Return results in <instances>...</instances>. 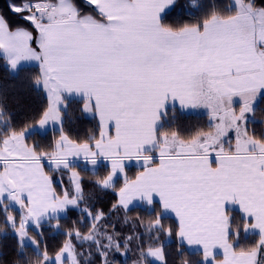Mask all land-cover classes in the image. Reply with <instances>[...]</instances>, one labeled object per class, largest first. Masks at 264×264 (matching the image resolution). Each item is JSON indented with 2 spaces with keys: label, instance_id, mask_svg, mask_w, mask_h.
I'll return each instance as SVG.
<instances>
[{
  "label": "snow or ice",
  "instance_id": "snow-or-ice-1",
  "mask_svg": "<svg viewBox=\"0 0 264 264\" xmlns=\"http://www.w3.org/2000/svg\"><path fill=\"white\" fill-rule=\"evenodd\" d=\"M178 4L10 0L7 8L19 15L16 22L0 9V50L11 71L38 62L31 79L47 90L49 100L34 123L17 127L0 96V235L5 228L15 233L23 264H91L93 245L100 264H118L110 254L126 257L132 244L139 254L133 264H147L148 258L172 264L161 239L173 236L163 222L167 213L178 218L175 264H193L185 246L199 247L202 259L194 264H264V0H231L223 10L207 0L202 16L169 23L168 12ZM190 6L204 5L191 0ZM72 95L84 98V113L98 114V136L78 141L65 130L63 113ZM177 106L209 109L214 123L188 135L178 127L166 129ZM50 125H59L50 149L29 143ZM104 160L109 172L93 183L105 190L115 189L125 162L141 164L143 171L134 181L125 179L108 212L84 207L87 231L78 226L81 217L65 230V242L50 251L35 238L43 237V225L59 230L62 214L80 209L87 199L78 161L95 169ZM65 172L71 189L63 187ZM137 201L152 208L147 223L128 215ZM229 205H239L242 221L232 217ZM16 208L19 217L13 215ZM120 212L125 224H133L123 241L108 223ZM137 223L147 243L134 230ZM250 233L258 234L256 242L240 244L241 234ZM26 241L35 259L27 255ZM81 244L87 247L80 250ZM216 249L223 251L222 260ZM3 256L0 251V260Z\"/></svg>",
  "mask_w": 264,
  "mask_h": 264
},
{
  "label": "trees",
  "instance_id": "trees-1",
  "mask_svg": "<svg viewBox=\"0 0 264 264\" xmlns=\"http://www.w3.org/2000/svg\"><path fill=\"white\" fill-rule=\"evenodd\" d=\"M198 2L203 3V7L194 8L191 7V0H179L178 7L174 11H169L167 15V20L169 23H178L181 21H187L189 19H196L202 16L208 11L207 0H198ZM10 0H0V9H3L5 14L10 17L13 22L19 20V15L15 13H10L8 11V4ZM223 10L224 6L229 3V0H216ZM39 68L35 66L20 68V71L13 72L8 66L6 60L0 54V96L3 97L4 107L8 113L11 114L12 122L17 127L23 126L28 122H35L39 117L40 113L48 107L49 100L45 89L36 87L32 81V77L37 75ZM84 99H78L74 97H68V108L63 113V126L67 132L70 133L73 139L78 141H84L89 139L90 136H98L100 131V125L96 118L87 116L83 111ZM171 110V108H170ZM174 117L165 121V128L178 127L179 130L185 135L190 134L197 128L207 129L211 124L209 123L207 116L197 115V114H183L177 109L174 110ZM260 114L257 116V120H260ZM257 128L260 127L259 123L256 125ZM59 136V131H47L44 134L36 133L33 134L29 143L38 144L45 149H50L54 138ZM50 167L45 163V171H49ZM143 168L129 167L126 169V175L123 178H118L115 182V189H102L93 183L98 177H105L109 169L106 166H99L95 171L90 170L82 164L78 163L77 171L80 172L81 177L84 181V190L87 195V199L82 203L80 209H75L70 211L61 217L60 224L61 228L59 230L53 229L48 223L43 225V237L36 236L37 240L43 239L47 242L48 248L52 249L59 248L65 242V230L70 228L74 221L79 222L80 218H84L83 224H78L82 232L87 231V217L82 211L84 207L96 211L97 209H103L105 212L116 204L118 201L117 192L123 186L125 179L132 180L135 176L141 172ZM66 173L62 174L64 188L71 189V184L66 178ZM57 192L61 191V185L59 182L56 184ZM157 210H158V206ZM232 217L240 222L242 217L235 210H230ZM20 214L19 210L13 211ZM152 213V209L136 207L132 208L128 215L131 217L132 221H136L137 217L143 218L145 223H147ZM124 213L120 212L117 214H112L108 223H114L116 225V231L121 233L120 239L123 241L124 237L133 232V224L129 222L125 224L123 222ZM3 217L0 216V221ZM163 222L173 228V236L170 239L164 240L165 248L169 253V260L172 264L178 259L176 252L177 237L175 235L177 223L170 217H164ZM54 224L55 221H52ZM136 232H139L143 237L144 241L147 243L149 237L144 232V227L139 223L136 224ZM8 233L0 235V251L4 253L3 259L0 260V264H13V262H19L23 264V260L17 253V239L14 235L9 233V228H5ZM109 232L112 231L111 228L108 229ZM36 229L30 227V234L35 235ZM258 235H244L241 234L239 243L243 245H251L256 242ZM87 245H78L80 250L86 248ZM131 252L127 253L125 259L122 256H115V253L110 254L108 259L118 262V264H132V260L137 258L138 252L136 250L135 244L131 246ZM28 257L35 259V250L30 246L26 245ZM93 258L91 264H100V257L95 255V246H92ZM184 251L188 253V259L190 262L198 261L202 259L200 252H189L186 248ZM119 255V254H118ZM129 256V257H128ZM150 264V263H147Z\"/></svg>",
  "mask_w": 264,
  "mask_h": 264
},
{
  "label": "crops",
  "instance_id": "crops-1",
  "mask_svg": "<svg viewBox=\"0 0 264 264\" xmlns=\"http://www.w3.org/2000/svg\"><path fill=\"white\" fill-rule=\"evenodd\" d=\"M0 54L2 55V57L6 60L7 62V59H6V56L5 54L3 53V50H0ZM8 64V63H7ZM9 66V65H8ZM31 66H35V67H38V62H35V61H27V62H23L22 63V66L21 68L23 67H31ZM10 67V66H9ZM47 92V90H46ZM48 95V93H47ZM70 97H74V98H78V99H84L83 97L79 96V95H72ZM171 104L172 102H169V108H171ZM176 104L178 105V101L176 102ZM177 109L179 112L183 113V114H197V115H205L208 117V119L210 120V110L209 109H206V108H197V109H187V110H181L178 106L175 108ZM87 116L89 117H94L97 119L99 125H100V128H101V122L99 120V116L98 114H95V113H85ZM211 123H213V121L210 120ZM47 131H59V125H50L48 130ZM109 132L110 134H112V130L111 128L109 129ZM58 138V137H57ZM153 155H156V153H153ZM140 168H142V166H139ZM143 171V170H142ZM140 173V172H139ZM139 173L135 176V178H133L132 180H129L130 182L131 181H134L136 179V177L139 175ZM124 186V184H123ZM122 186V187H123ZM121 187V188H122ZM118 194H119V190L117 192V197H118ZM135 203V207L133 208H136V207H141V208H147V209H152L151 207H149L146 203H143V202H134ZM230 210H235L237 211L240 216L243 218V212L242 210L240 209L239 205H229L228 206ZM132 209V208H131ZM166 217H170L172 218L178 225V218L175 216L174 213H167L165 215ZM252 234H255V233H250L248 235H252ZM258 235V234H256ZM185 248L189 251V252H200V249L199 247L197 246H193V247H188V246H185ZM215 254H216V257H217V260H222L223 259V251L221 249H216L215 250Z\"/></svg>",
  "mask_w": 264,
  "mask_h": 264
},
{
  "label": "rangeland",
  "instance_id": "rangeland-1",
  "mask_svg": "<svg viewBox=\"0 0 264 264\" xmlns=\"http://www.w3.org/2000/svg\"><path fill=\"white\" fill-rule=\"evenodd\" d=\"M231 2V0H229V3ZM207 119H208V117H207ZM208 121H209V123L210 124H212L211 122H210V120L208 119ZM214 123V122H213ZM48 130V129H47ZM47 130L45 131V132H43V133H40V132H38V133H40V134H44V133H46L47 132ZM231 135V134H230ZM79 164H82V165H84L85 167H87V168H89L90 170H92V171H95L99 166H101V165H103V166H106L108 169H110V162L109 161H107V160H105V161H103V162H101V163H99L98 164V166L95 168V169H93L92 168V166L91 165H86V164H84V163H79ZM49 165V164H48ZM139 166H142L141 164H138V163H136V162H125V170H124V173L123 174H118V177L117 178H115V182H116V180L118 179V178H123V177H125V175H126V169L127 168H129V167H136V168H138ZM49 167H50V165H49ZM66 178L69 180V182H70V177H69V174L68 173H66ZM63 187H64V185H63ZM71 187H72V185H71ZM15 210H19L18 208H16ZM20 211V210H19ZM13 215H16L17 217H19V213H17V212H15V214L13 213ZM65 214H62V216L61 217H63ZM31 228H33V227H31ZM4 233L6 234V233H8L7 231H5L4 230ZM9 233L11 234V235H14L15 237H16V239H17V236L15 235V233L9 228ZM2 235H4V234H2ZM26 245H30L34 250H35V248L31 245V243L30 242H27L26 241ZM121 256V255H118L117 253H115V256ZM139 255V254H138ZM137 255V256H138ZM123 257V260L125 259V257L124 256H122ZM129 257V256H128ZM67 259V258H66ZM138 259V257L137 258H134L133 260H132V264H133V261H136ZM147 263H150V264H158V262H156V261H154L152 258H148V260H147ZM69 264H70V261H69Z\"/></svg>",
  "mask_w": 264,
  "mask_h": 264
}]
</instances>
